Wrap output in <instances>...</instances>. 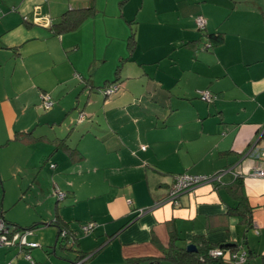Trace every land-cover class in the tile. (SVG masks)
<instances>
[{"label": "crops", "instance_id": "crops-1", "mask_svg": "<svg viewBox=\"0 0 264 264\" xmlns=\"http://www.w3.org/2000/svg\"><path fill=\"white\" fill-rule=\"evenodd\" d=\"M101 1L95 0L97 12L73 32L58 34L52 26L63 14L92 0H0V121L7 134L0 149L18 145L25 156L21 172L37 171L41 159L52 158L40 172L60 181L67 193L63 211L73 209L74 217L95 223V233L78 244L86 253L94 250L93 256L80 259L77 251L70 264H177L166 255L172 242L187 248L203 240L226 244L231 253H263L264 177L251 173L264 169V0H156L151 12L145 10L150 23H139V72L121 69L119 92L110 99L104 94L103 102L92 99L96 84L103 83L82 81L74 103V60L71 74L47 72L60 50L79 52L80 43H65L87 25L96 27L105 12ZM199 16L207 21L205 29L197 24ZM142 26L152 27L151 40L168 34V44L144 47ZM147 64L156 65L153 73ZM199 90H210L213 99L203 100ZM44 94L54 102L50 108L43 106ZM30 133L45 140L16 138ZM64 138L76 150L72 155L56 149L54 140ZM183 173L223 175L183 192L178 202L166 201L175 176ZM52 191L48 187L46 198ZM242 196V210L251 209L250 228L237 213ZM58 204L54 215L77 230ZM2 208L0 217L6 218ZM6 220L20 228L39 224L21 226L8 215ZM58 233L59 228L55 247ZM37 248L30 254L40 256ZM23 252L13 245L0 249V264H34L21 260Z\"/></svg>", "mask_w": 264, "mask_h": 264}, {"label": "rangeland", "instance_id": "rangeland-1", "mask_svg": "<svg viewBox=\"0 0 264 264\" xmlns=\"http://www.w3.org/2000/svg\"><path fill=\"white\" fill-rule=\"evenodd\" d=\"M157 3L158 1L156 0L101 1L100 4L105 7V12H102L100 15H98L96 27L93 25H87L85 29H82L81 33H78L79 35L77 37H72V40L68 39L65 43L66 45H71L75 42L80 43L79 52L77 53L73 52V50H67L62 53V51L60 50L58 52L56 64L50 62L53 67H50L48 69L47 73L49 75L54 74V72L58 73L59 71L67 73L70 72V74L73 73L71 58L77 65V81L74 80V83H72V86H70L71 89L77 84L78 86L69 91L70 101L74 100L75 103L78 95L81 94V87L83 86L82 81L86 82L87 79L89 80L90 78H92L93 81L95 79L96 83H99L98 81L100 80L103 84H100V86L96 84V89H94L95 92L92 94V99L93 97H95L96 99H99L103 102L106 99L104 93L102 92L103 88L116 80V78L122 72L121 69L124 70V73L129 70V73H134V75L135 73L139 72L138 57L141 49V44L139 43V23L141 24L140 19H146L143 22L150 23L151 16H149L150 14L145 13V10L148 8V11L151 12L152 7ZM150 29H152V27L142 28V41L144 47L146 48L149 47V45H153L154 42L160 41L151 40L150 37L147 36V34H149L150 36L153 35ZM157 29H159V27H157ZM133 32L135 37L134 40L136 42L134 44H131V41L133 40L130 39V35ZM170 35L171 31L169 33V36ZM160 37L162 38V40L160 41L162 45H167L168 34L162 31ZM134 52L136 54L132 56ZM103 55L105 56V58L103 57ZM99 57L103 58L100 60ZM46 63L49 64V62ZM168 64V62L163 61L162 66H167ZM55 66L57 67V69L52 70V68H54ZM154 66L156 65L147 64L144 67L145 70L153 73V70H155ZM122 76L125 77L124 74H122ZM108 77H110V79L112 80L106 82V79ZM123 77L115 81V83H120ZM83 78L85 79L83 80ZM9 80L10 78L8 79V81ZM4 86L5 81L3 80L2 70L0 69V97L3 95ZM88 94L89 93L87 92L85 94H82L81 96L84 103ZM110 98L111 96L107 99ZM66 99H68V97ZM84 103L82 104V107H84ZM46 110L48 109H41V112L45 113ZM100 116L103 120L102 113ZM4 130L6 131L5 125L0 121V143L2 141H6L7 139L3 138L5 137L3 136V134H6L3 133ZM36 146L37 147L35 148H43V146L49 145L38 144ZM24 158L25 156H23L18 151V145H12L9 151L3 148L0 149V210L1 206H3L2 209L5 211L4 216H6L7 218L8 215V219L10 218L16 220L21 226H30L34 222L38 221L37 223L39 224L37 225V227L30 229L32 231V234L28 236V239L29 241H35L39 244L37 249L42 254L40 256H37L34 253H31L33 257L32 262H36L37 264H41L44 262L49 263L52 261L56 262L60 258L65 261V264H70L71 262L76 260V249H78L79 246L77 243L73 246L71 244V241H68L67 243H65V248H62L60 244L55 247V239L58 228L54 224L52 226L49 225V223L52 219L54 220L55 218L54 211L56 205L59 203L58 207L60 213L63 212L67 214V217L71 218L74 227L77 229L76 231L79 232L78 236L80 240L90 237V235H93L95 231H91L90 233L83 232L82 226L88 225L90 220H85L83 219V217H74L72 211L73 209H69V213L63 211L67 208V206L64 203V200L60 201L58 197L57 189L65 192V190H63L58 185V182L60 183V181L58 179L54 180L52 173H47V171L40 172L41 167L44 168L45 166H47L52 158L47 162H45V159H41L37 171L27 169L24 172H21L18 171V168L20 167V164L25 162ZM35 160L36 159H33L32 162ZM51 167L55 168L54 164H51ZM48 187L51 189V191H53L51 195L46 198ZM6 218H4L5 221L9 223ZM10 226L12 228L15 227L14 225ZM253 232L254 231H252L251 234H253ZM13 246L16 247L17 250H20L19 245ZM3 248H6V246L0 247V249ZM90 251H88L90 252L89 256L92 255L91 253H93L94 250ZM24 254L21 255V260L31 262L26 259ZM263 255L264 252H256L253 253V256L245 262L227 260V264H264ZM18 259L19 258H16L17 261Z\"/></svg>", "mask_w": 264, "mask_h": 264}, {"label": "trees", "instance_id": "trees-1", "mask_svg": "<svg viewBox=\"0 0 264 264\" xmlns=\"http://www.w3.org/2000/svg\"><path fill=\"white\" fill-rule=\"evenodd\" d=\"M96 12H97V9L95 6V0H92L89 7L67 11L65 14H63L61 20L58 23L54 24L52 26V28L58 34L75 30L77 27H79L83 23V21H85V19L94 15ZM206 35H209V34H206ZM211 36L212 35L210 34L209 37H211ZM219 36L217 35L216 37H219ZM134 38L135 37H134V32H133L130 36V39L133 40V41H131V44H134L136 42L134 40ZM207 44L212 45L211 42L205 43V45H207ZM207 48H210V47H207ZM115 81H117V80H115ZM115 81L111 82V83H115ZM16 138L19 141H24V142H28V143L29 142H35V141H41L43 139L42 137L33 136L31 133L27 134V135L25 134L23 136H22V134H17ZM43 140H45V139H43ZM54 142L57 145L56 149L63 147L71 155L74 152H76L75 148H72L68 144L67 139H65V138L64 139H56V140H54ZM236 181H237V187L239 188V192H240L242 189L241 182H238V180H236ZM244 200H245V197L242 196L241 202L236 207V209H237V213H238L241 221L246 223L247 226L250 228L252 225V218H251V214H250L251 209H249V208L245 209L244 208V210H242V208H243L242 203L244 202ZM1 217H3V215H1ZM51 224H54V225L58 226V228H59V233L57 236V244H60V246L62 248L66 247L65 243H67L68 241H71V244L73 246L76 243L79 244L78 232L70 227V222L62 220L58 214H55V218H54V220L51 221ZM34 227H36V226L28 227V228H20V227H14V228H15V230H24V229H32ZM195 247H196L195 250H187V248H180L174 242H172L171 247L168 249V252L166 253V255H167V258L169 260H172L173 262H175L177 264H227V260H233V259H228L227 258L228 256H226L227 253L231 254V252L227 251L226 244H219V245L206 244V242L203 240L201 245L197 243L195 245ZM214 248H220V249L224 250L226 254L224 256H214L210 252ZM31 249H27L25 251L30 252L29 250H31ZM76 250L80 253L79 254L80 259H85L90 254V253H86L84 251H81L79 248ZM245 252L247 253V258L245 261H247L250 257L253 256V253H249L247 251H245ZM91 257H92V255L90 256V258ZM263 257H264V255H263ZM28 260L32 262L33 257H31V259H28ZM234 261H237V260H234ZM238 262H240V261H238ZM32 263L35 264L36 262H32Z\"/></svg>", "mask_w": 264, "mask_h": 264}, {"label": "built area", "instance_id": "built-area-1", "mask_svg": "<svg viewBox=\"0 0 264 264\" xmlns=\"http://www.w3.org/2000/svg\"><path fill=\"white\" fill-rule=\"evenodd\" d=\"M1 13V12H0ZM206 19L203 16L197 17V24L199 28L204 29L206 26ZM211 45L208 44V47ZM119 86L116 83H111L106 86L103 90L104 94L110 96L114 92L118 90ZM200 97L203 100H212L214 95L210 90H199ZM43 106L45 108H50L53 106V100L47 94L42 95ZM264 156V154L262 155ZM254 176L264 177V169L263 168H255L252 173ZM223 173H218L214 175H192V174H178L175 176L174 182L170 188L169 194L167 196L166 201L169 202H178L179 196L190 189L195 188L196 186L212 181H219ZM59 200H64L67 196V193L57 189ZM11 224L7 223L4 217H0V247L11 246V245H19L21 251H25L27 249H33L39 246V244L35 241H29L28 236L32 234L30 229L24 230H15L10 226ZM95 223L90 222L88 225L82 226V230L85 233H90L94 227ZM65 233V232H64ZM211 254L214 256H224L226 253L224 250L220 248H214L211 251ZM227 256V254H226ZM25 257L27 259H31L30 252L25 251ZM228 259L237 260L240 262H244L247 258L246 252H235L228 253ZM80 264V263H73Z\"/></svg>", "mask_w": 264, "mask_h": 264}, {"label": "water", "instance_id": "water-1", "mask_svg": "<svg viewBox=\"0 0 264 264\" xmlns=\"http://www.w3.org/2000/svg\"><path fill=\"white\" fill-rule=\"evenodd\" d=\"M195 249H196V247L193 244H190L187 246V250H195Z\"/></svg>", "mask_w": 264, "mask_h": 264}]
</instances>
